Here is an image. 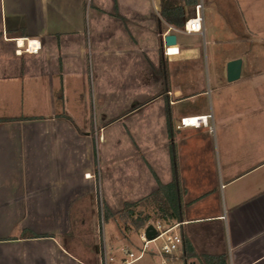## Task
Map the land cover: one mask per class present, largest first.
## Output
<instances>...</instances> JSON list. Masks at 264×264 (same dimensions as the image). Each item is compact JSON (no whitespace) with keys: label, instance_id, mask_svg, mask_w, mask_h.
Returning <instances> with one entry per match:
<instances>
[{"label":"crops","instance_id":"crops-1","mask_svg":"<svg viewBox=\"0 0 264 264\" xmlns=\"http://www.w3.org/2000/svg\"><path fill=\"white\" fill-rule=\"evenodd\" d=\"M232 1L223 24L228 39L212 41L219 114L211 126L205 109L175 113L181 100L205 96L207 89L173 97L167 69L174 56L164 37L175 33V56L203 69L201 33L174 29L160 15V0L151 1L148 12L140 0H0V117H28L0 121V264H105L99 244L88 240L94 222L69 216L97 200L93 139L61 115L73 116L78 105L86 110L91 81L99 84L96 99L120 98L124 88L109 91L113 77L136 84L134 99L147 84L165 86L134 110L143 105L158 113L156 126H147V195L157 180L171 181L172 149L176 154L185 205L175 231L199 254L264 264V0ZM252 8L258 13L247 19ZM238 58L241 75L229 81L227 64ZM195 116L206 123L182 125V118ZM110 190L102 199L108 209L118 202ZM16 211L31 217L15 226ZM182 253L181 245L172 259L199 264Z\"/></svg>","mask_w":264,"mask_h":264},{"label":"rangeland","instance_id":"rangeland-1","mask_svg":"<svg viewBox=\"0 0 264 264\" xmlns=\"http://www.w3.org/2000/svg\"><path fill=\"white\" fill-rule=\"evenodd\" d=\"M140 1L142 10L148 12L150 10L149 5L153 0ZM202 1L205 4L206 33L204 36L201 34L197 41L200 44L202 43L203 56L201 59L204 60L203 69L197 66L196 62L188 60L184 55L175 56L176 54H171L174 57L171 61H169L170 58L168 57L167 79L168 81L170 79V84L167 83V87L171 85L173 97L176 98L182 96L187 91H199L205 86L207 89L205 96L199 97L200 95H194L188 99L181 100L180 102L182 103L176 107L175 113L186 108L195 110L205 109L210 113L209 121L211 126H213L212 115L215 112L217 118L219 109L215 100L218 67H216L214 62V56H216V52L218 51H215L212 41L213 39H218L222 43L220 45H223L227 41L228 35L223 31V24L224 22L227 23L229 18L228 3L229 1H233ZM251 6H253V2H251ZM194 8L195 6L188 8L189 17L193 15ZM252 9L246 14L248 15L247 19H249V15L255 17L258 13L256 8L255 11L254 8ZM241 21L244 22V18ZM188 40H191V38H188ZM219 53L223 57V54L227 52L220 51ZM169 69L171 72H169ZM95 71L97 72V70ZM113 79L115 78L113 77ZM112 80L108 84L110 92L114 91L117 93V90L119 91L124 88L121 92L119 91L120 98H107L105 101L96 99L93 93L95 92L94 94L100 97L98 91L99 84L91 81L87 85V92L85 93L87 96L86 100L84 99L87 105L86 110L78 105L76 106L75 114L72 116L78 126L79 133L87 131L91 134L94 145V156L97 159L95 171L100 175V184L99 179H97V200H94L96 202L95 205H91V209H80V206H86L79 205L77 210L69 212V216L71 219H87L94 222L93 227H86L94 231L92 237L88 238V240L93 244L95 242L99 244L100 250L103 251V260L104 253H106L108 258H113V260L109 261V264H160L165 260V257L157 251L161 245V240L151 242L149 249L139 259L128 263L131 258L128 257V253L123 251V248H129L135 256H138L141 253L140 249L143 247V241L141 240L140 233L133 232L127 234L125 232L123 223L117 212L123 208L126 202L141 200L148 196L150 187L148 185V147H146L149 139L147 126H156L158 113L154 111L149 112L143 105L138 111H135L134 108L146 100L143 97L153 96L159 91L163 92L165 86L156 85L154 82L147 84L150 86H145L140 90L143 97L134 99L133 94H137L138 92L134 88L136 84L117 83ZM224 91H229V87L225 88ZM63 119L68 121L65 117ZM103 125L102 129L101 126ZM157 126H164V123ZM101 173L103 185L101 184ZM96 176L98 177V175ZM107 186L111 189L110 193H113V198H118V202L109 208L112 214L108 219L105 218L106 203L105 201L102 202L103 195L104 197L107 195ZM122 192L125 193L123 198L121 197ZM123 199L125 200L124 202H122ZM141 209L149 211L152 207L143 206ZM58 213L66 217L68 212L62 211ZM29 216L31 217V212H13V219L16 220L14 221L15 226L22 223V220L25 223L26 219H29ZM12 229L13 233L19 231L17 227ZM14 230L16 231L14 232ZM29 231L31 230H27V232ZM106 244L108 247H105ZM152 248L155 252H151L150 249ZM168 263L184 264L182 260L172 258L168 259Z\"/></svg>","mask_w":264,"mask_h":264},{"label":"trees","instance_id":"trees-1","mask_svg":"<svg viewBox=\"0 0 264 264\" xmlns=\"http://www.w3.org/2000/svg\"><path fill=\"white\" fill-rule=\"evenodd\" d=\"M200 0H160V15L169 24L181 30L185 21L189 18L188 8L195 6ZM64 114V115H63ZM73 126L78 127L72 116L62 113ZM169 117V114H168ZM28 117H0V121H14L26 119ZM172 169L173 177L170 182L163 183L157 180V188L148 196L141 200L126 202L117 212L123 223L125 232L140 233L150 222H162L166 225L181 223L184 220V202L183 195L185 188L182 185L176 154L172 149ZM143 206L152 207L146 211L141 209ZM112 212L107 208L105 218L108 219ZM182 236V258L189 261L192 257L199 264H229L226 254H199L195 251L191 240L187 235L181 233Z\"/></svg>","mask_w":264,"mask_h":264},{"label":"built area","instance_id":"built-area-1","mask_svg":"<svg viewBox=\"0 0 264 264\" xmlns=\"http://www.w3.org/2000/svg\"><path fill=\"white\" fill-rule=\"evenodd\" d=\"M183 31L188 34L192 33H204V7L202 1L197 3L194 8V13L191 17H189L183 27ZM192 119L193 117H185L181 119V123L183 126L193 125L192 122H189L188 119ZM198 124L195 126H199L202 124V121L199 119ZM149 224H153L156 228L157 235L153 240H148L145 235V229ZM144 229L140 232L141 240L143 241V247L140 249V254L135 256L133 252L129 250V248H123V251L128 253L129 259L128 263H131L137 259H139L142 254L149 249V244L156 240H161V245L158 247V252L165 257V260L162 261L161 264H169L168 259L173 258L178 248L182 245V236L179 232H176L175 229L178 226V223L173 225H166L162 222H150ZM113 258H108L106 253H104V262L108 264Z\"/></svg>","mask_w":264,"mask_h":264},{"label":"water","instance_id":"water-1","mask_svg":"<svg viewBox=\"0 0 264 264\" xmlns=\"http://www.w3.org/2000/svg\"><path fill=\"white\" fill-rule=\"evenodd\" d=\"M166 47H170L177 44V35L175 33H168L164 37ZM242 70V59H234L227 64V79L229 81L237 80L241 75ZM145 235L148 240L156 238L157 231L153 224H149L145 229ZM191 264H196L192 262Z\"/></svg>","mask_w":264,"mask_h":264},{"label":"bare ground","instance_id":"bare-ground-1","mask_svg":"<svg viewBox=\"0 0 264 264\" xmlns=\"http://www.w3.org/2000/svg\"><path fill=\"white\" fill-rule=\"evenodd\" d=\"M24 40H20L19 42L20 43H22ZM23 45V44H22ZM176 45H173V46H170L169 48H170V54H177V51H176V47H175ZM32 48H34V47H32ZM201 120L202 121V123H206V118H203V117H201V116H195V117H193L192 119L190 118V119H188V121L189 122H192V124L195 126V125H197L198 124V120Z\"/></svg>","mask_w":264,"mask_h":264}]
</instances>
